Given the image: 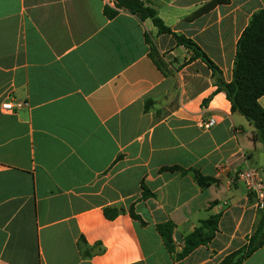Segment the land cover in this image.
<instances>
[{
  "label": "crops",
  "instance_id": "crops-1",
  "mask_svg": "<svg viewBox=\"0 0 264 264\" xmlns=\"http://www.w3.org/2000/svg\"><path fill=\"white\" fill-rule=\"evenodd\" d=\"M144 1L226 80L238 37L264 7ZM106 5L114 0H0V264H217L262 213L229 177L247 166L264 177L263 143L191 48L151 17L107 15ZM6 100L12 109L2 108ZM210 117L213 125H199ZM171 165L215 180L200 186ZM106 205L123 210L109 218ZM211 214L213 237L175 258ZM166 220L175 224L173 252L157 229ZM242 264H264V243Z\"/></svg>",
  "mask_w": 264,
  "mask_h": 264
},
{
  "label": "trees",
  "instance_id": "trees-1",
  "mask_svg": "<svg viewBox=\"0 0 264 264\" xmlns=\"http://www.w3.org/2000/svg\"><path fill=\"white\" fill-rule=\"evenodd\" d=\"M219 0H212L214 3ZM114 7L105 6L107 15L116 13L117 8L126 9L135 13L140 18L151 17L159 32L171 33L176 42L183 44L193 50L190 58L200 57L212 70L218 90L224 91L231 103V109L242 113L254 126L253 140H259L264 146V105L260 103L259 97L264 94V7L259 8L251 15L248 23L237 39L233 59L232 75L229 80L223 76L221 68L211 59L201 46L191 37L178 33L164 23L162 18L152 6L144 0H114ZM152 99L145 101V109H148ZM169 169H180L181 172L190 170L195 181L200 186H207L215 180L211 175L203 174L195 168H183L179 165L167 166ZM149 191L143 185L142 195L146 196ZM122 207L114 205L104 206L107 217L113 218ZM132 216L136 217L132 207ZM218 214H211L203 218L199 223L184 236L181 250L174 254L175 258H181L193 250L197 245L210 240L217 228ZM174 222L166 220L157 223V229L170 252L174 251L173 230ZM264 243V208L253 229L248 235L247 241L240 247L226 253L217 264H242L254 250Z\"/></svg>",
  "mask_w": 264,
  "mask_h": 264
},
{
  "label": "built area",
  "instance_id": "built-area-1",
  "mask_svg": "<svg viewBox=\"0 0 264 264\" xmlns=\"http://www.w3.org/2000/svg\"><path fill=\"white\" fill-rule=\"evenodd\" d=\"M23 103V101H18L16 104L21 105ZM1 106L3 109L9 110L13 108L14 103L11 100H6L2 102ZM214 123L215 118L210 117L205 121H200L199 125L207 128ZM218 169L222 170L223 165L219 164ZM229 180L230 182H242L246 186V188L254 194L257 207H259L260 209L264 208V177L259 167L247 166L245 168H242L231 175L229 177Z\"/></svg>",
  "mask_w": 264,
  "mask_h": 264
}]
</instances>
